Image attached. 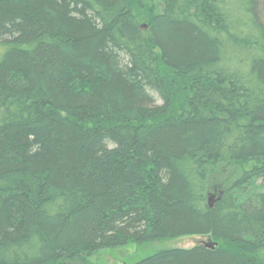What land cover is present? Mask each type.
<instances>
[{"label":"trees","instance_id":"16d2710c","mask_svg":"<svg viewBox=\"0 0 264 264\" xmlns=\"http://www.w3.org/2000/svg\"><path fill=\"white\" fill-rule=\"evenodd\" d=\"M156 1L0 0V264H264L259 1Z\"/></svg>","mask_w":264,"mask_h":264},{"label":"rangeland","instance_id":"374dc122","mask_svg":"<svg viewBox=\"0 0 264 264\" xmlns=\"http://www.w3.org/2000/svg\"><path fill=\"white\" fill-rule=\"evenodd\" d=\"M258 1L260 4L258 8L260 16L264 21V0ZM154 4L157 8H159V4L156 0H154ZM240 170L241 168L234 166L228 168L227 172H222L218 166L215 167L211 173L213 191H217L218 188L225 187L227 184L232 182L237 177ZM251 192L252 191H250L249 194H251ZM208 239V237L194 236L182 237L176 240L158 241L145 245L129 244L114 250L100 252L93 256L90 262L93 264H133L152 255L156 251L175 247L190 248L199 243H205L208 241Z\"/></svg>","mask_w":264,"mask_h":264},{"label":"water","instance_id":"95a60500","mask_svg":"<svg viewBox=\"0 0 264 264\" xmlns=\"http://www.w3.org/2000/svg\"><path fill=\"white\" fill-rule=\"evenodd\" d=\"M216 244H217V243H214L213 241L210 240L209 243H207V247L213 249V248L216 247Z\"/></svg>","mask_w":264,"mask_h":264}]
</instances>
